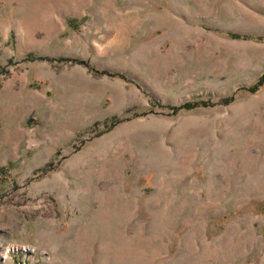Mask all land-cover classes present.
<instances>
[{
  "label": "rangeland",
  "instance_id": "1",
  "mask_svg": "<svg viewBox=\"0 0 264 264\" xmlns=\"http://www.w3.org/2000/svg\"><path fill=\"white\" fill-rule=\"evenodd\" d=\"M0 264H264V0H0Z\"/></svg>",
  "mask_w": 264,
  "mask_h": 264
},
{
  "label": "trees",
  "instance_id": "2",
  "mask_svg": "<svg viewBox=\"0 0 264 264\" xmlns=\"http://www.w3.org/2000/svg\"><path fill=\"white\" fill-rule=\"evenodd\" d=\"M189 105V104H188Z\"/></svg>",
  "mask_w": 264,
  "mask_h": 264
}]
</instances>
